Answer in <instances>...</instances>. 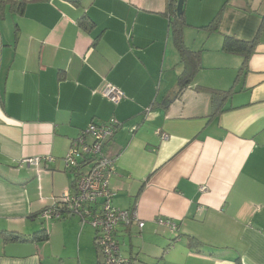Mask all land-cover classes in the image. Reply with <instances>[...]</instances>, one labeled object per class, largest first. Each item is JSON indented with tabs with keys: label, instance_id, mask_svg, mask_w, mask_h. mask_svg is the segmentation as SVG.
<instances>
[{
	"label": "crops",
	"instance_id": "1",
	"mask_svg": "<svg viewBox=\"0 0 264 264\" xmlns=\"http://www.w3.org/2000/svg\"><path fill=\"white\" fill-rule=\"evenodd\" d=\"M9 1L0 0V264H91L81 257L95 232L38 217L72 191L70 142L111 118L122 124L107 148L113 205L144 222L141 232L117 228L121 258L264 264V0L184 1L183 41L200 69L179 95L168 0H23L22 13ZM219 14L217 29L203 30ZM225 38L254 42L240 78L243 56L225 53ZM107 84L124 93L116 105L101 95ZM34 157L38 167L21 163ZM41 230L45 243L3 242Z\"/></svg>",
	"mask_w": 264,
	"mask_h": 264
},
{
	"label": "built area",
	"instance_id": "2",
	"mask_svg": "<svg viewBox=\"0 0 264 264\" xmlns=\"http://www.w3.org/2000/svg\"><path fill=\"white\" fill-rule=\"evenodd\" d=\"M101 95L114 105L125 97L120 89L110 84L104 86ZM120 126L121 123L115 118L103 124L93 122L70 142L63 162L66 170H76L72 191L61 194L39 216L54 221L74 218L81 228L90 226L95 232L93 244L103 256V264H130L119 255L115 237L118 226L135 225L139 232L144 228V222L134 212L121 210L112 204L114 194L110 189V181L115 175V159L108 155L106 147ZM41 160L40 157H34L21 163L38 167ZM43 160L52 162L48 157ZM205 191V186L200 187L201 193ZM155 222L160 226H168L172 231L176 229L175 224L168 220L159 218Z\"/></svg>",
	"mask_w": 264,
	"mask_h": 264
},
{
	"label": "trees",
	"instance_id": "3",
	"mask_svg": "<svg viewBox=\"0 0 264 264\" xmlns=\"http://www.w3.org/2000/svg\"><path fill=\"white\" fill-rule=\"evenodd\" d=\"M69 1H71L72 3L76 2V0H69ZM9 3H10V11H17L19 13H22L24 11V6L26 2L23 0H20V1L13 0V1H9ZM176 4H177V0H168V4H167L168 10L167 11H168V15H170V17L172 18L168 23L169 29L171 31L172 41L179 54L180 63L182 65V71L177 77V95H179L184 89H186L192 83L193 78L199 71L200 57H199V53L192 52L185 47L182 31L184 27L186 26V22H185L183 15H181L180 17L176 16ZM219 19H220V14L208 26L204 27L203 30H206L209 32L215 31L217 29ZM81 26L85 28H90V27H93V24L89 22V20H87L86 18H83L81 20ZM254 47H255L254 42L252 44V42H241V41L233 40L231 38H225L224 40L222 50L225 53H236V54H240L243 56V62H242L241 69L239 70V74H238L239 78L242 76V73L246 69L247 62L249 60V57L252 51L254 50ZM218 95L219 94L213 92V99H212L213 100V110L211 111V114L213 116L214 114H218L219 112L222 111V108L220 106H217V103H216L217 99L218 100L221 99L217 97ZM109 144L106 147V151H107ZM66 171H69L70 173L74 174L73 175L74 180L72 182L74 183L75 178H76V170H66ZM112 204H113V201H112ZM70 219H74V218H70ZM132 226H135V225L126 226V228H130ZM122 227H125V226H122ZM2 237H3V242L5 243H8V242L9 243H20V242L45 243L49 239V235L45 230H41V231L35 232L31 235H26V236H21V235H16V234H11V233H2ZM115 237H116V232H115ZM237 264H241V263H237Z\"/></svg>",
	"mask_w": 264,
	"mask_h": 264
},
{
	"label": "rangeland",
	"instance_id": "4",
	"mask_svg": "<svg viewBox=\"0 0 264 264\" xmlns=\"http://www.w3.org/2000/svg\"><path fill=\"white\" fill-rule=\"evenodd\" d=\"M16 1H19V0H16ZM38 219L40 220V223L42 225H45V223H52L54 221L51 219H42L40 217H38ZM72 220L73 222L78 223L76 219H72ZM83 228L85 232H89L91 235L94 234V230L90 226H86ZM81 258L84 262L91 263V264H97V262H99L100 264H103V261H104V258L101 252L98 249H96L94 245H92L91 249L89 250H83Z\"/></svg>",
	"mask_w": 264,
	"mask_h": 264
},
{
	"label": "water",
	"instance_id": "5",
	"mask_svg": "<svg viewBox=\"0 0 264 264\" xmlns=\"http://www.w3.org/2000/svg\"><path fill=\"white\" fill-rule=\"evenodd\" d=\"M184 1L185 0H177V4H176V16L177 17H180L183 13Z\"/></svg>",
	"mask_w": 264,
	"mask_h": 264
}]
</instances>
